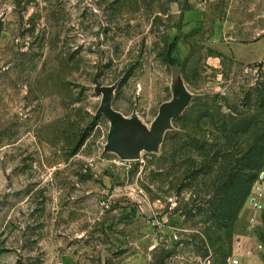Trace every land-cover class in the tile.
Listing matches in <instances>:
<instances>
[{"label":"rangeland","instance_id":"374dc122","mask_svg":"<svg viewBox=\"0 0 264 264\" xmlns=\"http://www.w3.org/2000/svg\"><path fill=\"white\" fill-rule=\"evenodd\" d=\"M98 73L149 128L188 89L158 152L105 151ZM253 143L264 0H0V264H264Z\"/></svg>","mask_w":264,"mask_h":264},{"label":"water","instance_id":"95a60500","mask_svg":"<svg viewBox=\"0 0 264 264\" xmlns=\"http://www.w3.org/2000/svg\"><path fill=\"white\" fill-rule=\"evenodd\" d=\"M94 82L96 92L103 95L97 116L103 114L111 122L105 151L118 154L122 160H139L142 152H158L166 132L172 128V121L184 113L192 97L188 89L181 85L174 99L160 107L158 117L149 128L137 113L128 118L113 107L116 85L104 86L99 80V73Z\"/></svg>","mask_w":264,"mask_h":264},{"label":"trees","instance_id":"16d2710c","mask_svg":"<svg viewBox=\"0 0 264 264\" xmlns=\"http://www.w3.org/2000/svg\"><path fill=\"white\" fill-rule=\"evenodd\" d=\"M176 48H177V39H175V41L171 44L169 50H168V61L171 65H177L178 61L175 58V52H176ZM257 145H255V143H253L252 145H250V157H252V162H253V167H252V174L250 175L249 179H248V186L247 188L242 192V193H238V192H234L231 195V200L232 202H234V204H238L237 209L234 211V213L230 216V220H236L239 216V213L245 203V201L247 200L248 196L250 195L253 187H254V183L257 180L258 176H259V167L260 164L264 161V143L260 144L256 143ZM240 180V176H239V172H235L232 173V175L228 178V186L231 187H236V184L239 183ZM225 186V185H224ZM216 219L218 221H220L222 223V227L223 228H227L228 227V223L227 221H223L224 220V214H221L220 217H216Z\"/></svg>","mask_w":264,"mask_h":264},{"label":"built area","instance_id":"2783aa9c","mask_svg":"<svg viewBox=\"0 0 264 264\" xmlns=\"http://www.w3.org/2000/svg\"><path fill=\"white\" fill-rule=\"evenodd\" d=\"M263 196H264V171H262L258 176V183L255 185L253 192L250 195V204L256 210H263ZM238 259L233 260V264H239Z\"/></svg>","mask_w":264,"mask_h":264},{"label":"crops","instance_id":"0c3cea01","mask_svg":"<svg viewBox=\"0 0 264 264\" xmlns=\"http://www.w3.org/2000/svg\"><path fill=\"white\" fill-rule=\"evenodd\" d=\"M259 40V39H258ZM258 40H256V41H258ZM262 201L264 202V196H263V199H262Z\"/></svg>","mask_w":264,"mask_h":264}]
</instances>
